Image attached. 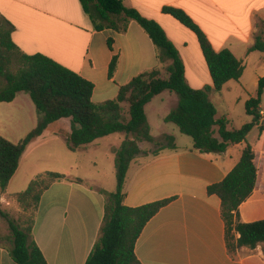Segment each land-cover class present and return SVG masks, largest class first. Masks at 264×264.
<instances>
[{"label": "crops", "instance_id": "0c3cea01", "mask_svg": "<svg viewBox=\"0 0 264 264\" xmlns=\"http://www.w3.org/2000/svg\"><path fill=\"white\" fill-rule=\"evenodd\" d=\"M123 2L126 7L157 22L167 36L166 29L179 22L164 14L163 8L183 10L202 29L216 51L230 48L231 41L245 40L249 52L255 43L252 15L261 11L260 7L252 6L247 14L235 15L227 11L225 0ZM0 15L15 27L12 40L22 52L50 57L92 82L95 103L115 99L121 87L143 72L160 70L164 74L165 63L160 61L156 46L138 23L131 21L125 33L113 29L96 31L79 0H0ZM181 29L176 31L182 33ZM170 39L176 45L174 39ZM114 56L118 57V65L114 77L109 78ZM185 76L193 89L213 85L210 74V83L192 85L187 78L186 65ZM262 77L257 78V85ZM192 82L197 83L194 79ZM16 101L0 103V107ZM224 117L227 118H219L217 112V120ZM261 127L263 131L256 144L249 143L247 137L246 143L231 145L222 154L194 151L193 140L191 146L181 147L176 143V150L166 149L158 155L152 153L155 149L151 150V144L146 143L150 146L147 149L140 144L148 154L142 153L132 161L136 162L137 170L127 177L124 204L139 207L174 198L148 222L137 241L135 253L141 264H264L262 245L254 250L243 247L235 256L229 254L221 200L208 193V187L222 182L239 162L245 147L250 145L256 153L258 178L255 190L241 205L239 214L245 223L264 220V123L259 122L252 131ZM71 132L69 118L52 123L29 145L20 163L32 147L50 138H63L67 144ZM165 135L170 134L162 133ZM21 139L9 140L18 143ZM102 191L101 187L89 190L77 180L66 179L54 182L42 194L33 237L47 264H86L104 214L106 198ZM7 247L0 243V264H17Z\"/></svg>", "mask_w": 264, "mask_h": 264}, {"label": "trees", "instance_id": "16d2710c", "mask_svg": "<svg viewBox=\"0 0 264 264\" xmlns=\"http://www.w3.org/2000/svg\"><path fill=\"white\" fill-rule=\"evenodd\" d=\"M79 1L96 31L113 29L125 33L131 21L138 23L156 46L160 61L169 60L171 65L167 74L160 70L143 72L121 87L115 99L95 103V85L92 82L50 57L22 52L12 40L15 27L0 15V79L6 81V85L0 88V103H11L18 94L25 92L39 114L37 127L20 142L13 143L0 135V195L6 193L29 145L56 121L71 119L72 132L67 145L73 152L106 136L125 134L120 148L113 150L117 189L113 193L102 191L106 198L104 214L86 264H141L135 253L137 241L148 222L174 198L139 207L126 206L127 173L133 160L142 153L148 154L140 148V144L157 145L158 148L152 152L154 155L166 149H177L172 135L163 136L166 143L158 145V140L151 135L146 105L165 91L175 94L178 97L177 106L170 111L165 122L175 124L182 134L191 137L194 151L222 154L231 145L246 143L249 133L259 125L258 109L263 103L264 77L259 80L257 97L246 103L247 114L253 117V122L241 129L230 130L227 118L216 119L217 108L210 98L212 91H221L229 81H239L243 76L244 62L230 49L216 51L206 34L186 12L174 7L163 8L164 14L192 31L199 41L213 85L193 89L187 83L185 65L179 51L157 22L144 17L136 9L126 7L123 0ZM108 45L112 49L111 40ZM254 51L264 53V41L259 36L249 49V52ZM14 61L17 63L15 71L9 66ZM117 65L118 57L114 56L109 78L114 77ZM123 104L128 106V111L123 112ZM255 159L254 149L247 145L226 178L208 187L209 195H216L221 200L226 245L231 256H235L243 247L254 250L262 245L264 251V220L245 223L239 214L241 205L250 198L257 184ZM64 178L63 174L47 172L32 180L25 191L13 195L26 210L32 211V222L26 228L4 215L12 232L11 244L7 248L15 263L47 264L34 240L33 228L42 194L54 182Z\"/></svg>", "mask_w": 264, "mask_h": 264}, {"label": "rangeland", "instance_id": "374dc122", "mask_svg": "<svg viewBox=\"0 0 264 264\" xmlns=\"http://www.w3.org/2000/svg\"><path fill=\"white\" fill-rule=\"evenodd\" d=\"M225 2L227 11L229 10L235 15L247 14L252 6L260 7V13H253L252 15V23L255 26V40L259 36L264 41V0H225ZM177 24L179 25L170 26V30H166L169 40L172 41L170 37L174 39L176 45L172 42L179 51L181 58L184 59L188 81L192 85L199 86L207 81L210 83V73L196 35L180 23ZM223 27H226V24H223ZM177 28H183L181 29L183 30L182 33L176 31ZM229 44L232 46L228 49L232 50L244 62L243 76L239 81H229L221 91H212L210 98L217 108L218 117L227 116L229 129L238 130L253 122V117L247 114L246 103L258 95L256 81L259 76H264V53L259 51L248 52L245 40L241 42L231 41ZM169 62V60L164 62V75L167 74ZM9 66L13 71L17 69L15 61L10 63ZM192 79L196 80L197 83H193ZM5 85L6 81L0 79V88ZM15 100H17L15 104H3L0 107V135L11 141H15L19 137L24 139L32 130L28 133L27 131L36 128L39 121V114L29 94L20 93ZM261 100L264 102V91ZM177 102L178 97L175 94L165 91L154 97L145 107L151 127V135L158 138V145L159 143H166L162 133L174 135L178 146L187 147L192 145L191 137L182 134L175 124L165 122V118L177 106ZM122 108L123 112L128 111L126 104H123ZM260 132L259 128L252 131L248 136L249 143L256 144ZM125 138L126 135L122 133L112 134L96 140L87 148L78 149L75 152L71 151L64 139L60 137L50 138L32 147L10 181L6 191L7 194L5 196L0 195V243L9 246L12 240V232L4 215L22 228H26L31 224L32 211L26 210L12 195L25 191L32 180L44 173L63 174L65 176L63 180H77L79 184L89 190L101 187L104 192H115L117 189V176L113 150L120 148ZM150 146L143 144V149L150 147L151 150H154L158 148L157 145ZM136 170L137 164L132 162L127 177H131Z\"/></svg>", "mask_w": 264, "mask_h": 264}, {"label": "built area", "instance_id": "2783aa9c", "mask_svg": "<svg viewBox=\"0 0 264 264\" xmlns=\"http://www.w3.org/2000/svg\"><path fill=\"white\" fill-rule=\"evenodd\" d=\"M259 116H260V122L264 123V102L259 106Z\"/></svg>", "mask_w": 264, "mask_h": 264}]
</instances>
